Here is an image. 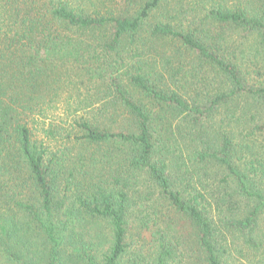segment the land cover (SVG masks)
I'll use <instances>...</instances> for the list:
<instances>
[{
    "label": "trees",
    "instance_id": "1",
    "mask_svg": "<svg viewBox=\"0 0 264 264\" xmlns=\"http://www.w3.org/2000/svg\"><path fill=\"white\" fill-rule=\"evenodd\" d=\"M263 133L264 0H0V264H264Z\"/></svg>",
    "mask_w": 264,
    "mask_h": 264
},
{
    "label": "rangeland",
    "instance_id": "2",
    "mask_svg": "<svg viewBox=\"0 0 264 264\" xmlns=\"http://www.w3.org/2000/svg\"><path fill=\"white\" fill-rule=\"evenodd\" d=\"M132 13H134V12L132 11ZM232 39L236 40L237 42L242 41V38L240 35L232 36ZM244 43H245V45L249 46V45H252L254 42H253V39L250 37L247 40H245ZM188 83H190V82H188ZM179 85H182V84H180V83L177 84V86H179ZM183 86L187 87L185 85H183ZM219 118H220V116H219ZM257 138H258V140L262 141L264 138V133L261 134V136H257ZM245 159H249V158L247 156H245ZM261 218H262V226H264V215ZM230 261H231V264H250L249 259L242 257V255L240 253L235 252V251L232 252Z\"/></svg>",
    "mask_w": 264,
    "mask_h": 264
}]
</instances>
